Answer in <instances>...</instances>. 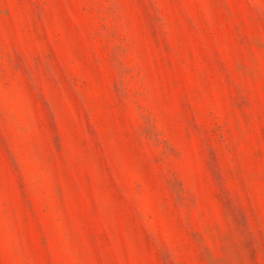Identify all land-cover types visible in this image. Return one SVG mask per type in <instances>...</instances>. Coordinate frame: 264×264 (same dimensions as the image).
Instances as JSON below:
<instances>
[{"label":"rangeland","instance_id":"1","mask_svg":"<svg viewBox=\"0 0 264 264\" xmlns=\"http://www.w3.org/2000/svg\"><path fill=\"white\" fill-rule=\"evenodd\" d=\"M0 264H264V0H0Z\"/></svg>","mask_w":264,"mask_h":264}]
</instances>
